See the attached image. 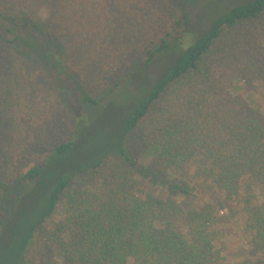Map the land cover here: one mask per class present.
<instances>
[{
	"label": "trees",
	"instance_id": "16d2710c",
	"mask_svg": "<svg viewBox=\"0 0 264 264\" xmlns=\"http://www.w3.org/2000/svg\"><path fill=\"white\" fill-rule=\"evenodd\" d=\"M28 3L54 5L57 16L43 23L17 7ZM159 11L168 27L142 38ZM195 29L176 0H0V244L7 239L0 264L22 263L62 197L65 214L48 232L62 264H224L216 247L223 211L248 237L254 264H264V116L229 92L240 79L264 85L256 43L264 0L228 5ZM132 37L144 41L139 53L127 46ZM164 54L169 64L125 110L122 129H99V108L137 65ZM50 98L64 115L60 140ZM51 141L15 171L13 151ZM170 173L183 176L176 189L191 202L178 216L184 230L166 221L174 201L137 194L139 178L156 184ZM86 175L98 181L90 190L79 187Z\"/></svg>",
	"mask_w": 264,
	"mask_h": 264
},
{
	"label": "rangeland",
	"instance_id": "374dc122",
	"mask_svg": "<svg viewBox=\"0 0 264 264\" xmlns=\"http://www.w3.org/2000/svg\"><path fill=\"white\" fill-rule=\"evenodd\" d=\"M244 1L245 0H176V6L179 9L184 8L190 11L191 25L193 28H196L195 31H199L206 22H212L218 13L226 9L228 5L232 6ZM123 6L126 7V4L123 3ZM17 7L26 9L28 14L35 16L36 18L39 17L40 20L46 24L57 16V10L54 5L40 4L37 5V9H35L36 5L34 3H28L24 4L23 7L21 4H19ZM127 7L130 6L128 5ZM158 14V23L151 25L150 21L147 27L144 29L148 32L145 33L142 38L147 36L150 32H154L153 36H160L162 31L168 27V25H164L167 18L162 20L160 11ZM130 28L131 29L128 32L131 35H134L138 32L135 24L130 26ZM243 29L248 30L247 28ZM251 29V33H254L256 30L254 26L251 27ZM189 35L192 36L191 32ZM191 42L187 44H190ZM143 43L144 41L141 40V42L137 45V40L132 37L127 43V46L130 48V50H134L136 48L134 52L139 53L141 48L144 46ZM256 43L264 49V38H259L256 40ZM171 57L172 56L169 54H164L146 67L137 65L136 67H138V71L134 74L135 76H132L130 79H127L123 82V87L116 95H114L115 97L112 99V101L109 100V102L105 105V108H99V113L96 116L99 129H104L106 131L107 128L111 129L113 127L115 130L122 129V127H120V123L125 116V110L129 107H132L139 101V98L147 89L150 80L153 77H156V75L159 74V72L169 64ZM91 91L95 97L101 93L99 89H94ZM229 92L233 97L241 98L251 108L257 109V111L262 116H264V85L259 81L258 78H253L250 81L240 79V81L236 82L235 87L230 89ZM49 100L53 102L52 98ZM48 107L53 110V112H56V116L54 117L58 118L59 120L60 127L55 129L52 134H54L55 140H60L65 134L61 127V124L64 121V115L62 114L63 111L61 109L59 111L57 110L58 104L56 102H53ZM92 119L95 120V118ZM51 143L52 141L49 143L47 142L45 147L40 150L34 151L18 148L13 151L10 154V162L15 171L21 172L34 164L46 153L47 148L52 146ZM139 162L144 166L147 165L149 162L148 156L141 157ZM172 176V173H170L168 176H163L162 179L165 180V182H158L156 184H151L150 179L139 178V192H137V194L144 196L147 195L149 190H151L155 193L157 192L159 197H162L163 199L168 198L174 201V204L169 210V214L165 216L166 221H169L175 229L184 230V226L178 216H183V213H186V211L190 208L191 202L189 201V198H185L176 189L177 185H181V182L183 180L185 181L183 176L180 174H174L173 179H171ZM170 181L173 185L168 187L167 184ZM78 183V178L72 180V183L68 188L70 193L72 192V188L77 187ZM97 183L98 181L95 178L86 175L82 178V184L79 187L90 190ZM205 196L206 192L203 191L197 194L198 200ZM65 201L66 197H62L51 219L46 221L41 225V227L37 229L35 236L30 241L26 251L23 254L21 264H62L60 258H58L55 253V246L49 239L48 232L64 216ZM225 214L226 212L223 211L224 220L223 224L219 226L220 235L218 237V241H216V247L220 250L223 263L235 264L236 262H241L244 260H247V262L250 264L258 263L257 255L251 251L248 237L244 235L241 226L236 223V219L231 218L227 220L225 218ZM6 245L7 239L5 238V242L2 240V243L0 244V249H2L0 252V261L3 257H6ZM11 246L12 244H10L9 247Z\"/></svg>",
	"mask_w": 264,
	"mask_h": 264
}]
</instances>
